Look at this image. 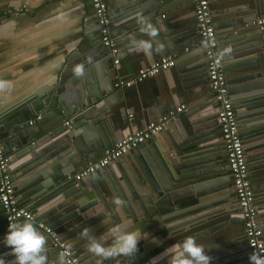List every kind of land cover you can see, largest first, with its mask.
Instances as JSON below:
<instances>
[{"label": "water", "instance_id": "1", "mask_svg": "<svg viewBox=\"0 0 264 264\" xmlns=\"http://www.w3.org/2000/svg\"><path fill=\"white\" fill-rule=\"evenodd\" d=\"M215 2L226 4L210 12L221 17L213 26L264 243V79L260 77L264 29L252 25L257 16H264V0H213L209 4ZM165 3L122 0L110 9L114 14V20L109 16L110 26L121 25L128 35L126 31L137 24L136 17H153ZM94 25L96 31L87 37L88 45L67 55L53 84L0 110V139L15 200L34 213L31 222L47 236V264H60V255L39 224L62 228L59 238L67 248L81 253V263L96 264L98 258L87 252V241L79 233L88 227L93 235L106 239L116 223L136 228L148 238L141 239L135 257L108 259L104 264H168V257L162 255L165 249L187 236H195L206 246L210 264H250L245 238L239 233L242 218L216 119L218 102L202 88L181 116L175 115L128 151L132 163L119 157L100 169V177L94 172L73 180L72 175L87 161L112 147L113 131L105 116L119 112L110 101L114 95L108 96L106 82L112 58L101 44L95 21ZM168 28L177 55L202 45L196 27L186 28L181 19ZM113 31L110 36L118 28ZM201 47L178 61L182 73L196 80L192 86L207 82ZM225 48L231 53L222 56ZM89 57L92 64L87 63ZM82 62L86 77H73L71 67ZM59 118L67 124H59ZM115 197L125 205L115 208ZM8 226L0 207V258L14 264L5 241Z\"/></svg>", "mask_w": 264, "mask_h": 264}, {"label": "crops", "instance_id": "2", "mask_svg": "<svg viewBox=\"0 0 264 264\" xmlns=\"http://www.w3.org/2000/svg\"><path fill=\"white\" fill-rule=\"evenodd\" d=\"M104 1L108 7V15L114 20L110 9L122 0ZM211 1L213 0H209ZM165 2L156 9V14L149 18L165 33L160 34V39L165 43V50L152 57L126 51L130 36L145 38L139 31L138 24L126 31L130 32L128 35L124 34L121 25L110 26V35L115 32L113 29L118 28V33L111 38L118 48L119 59L116 66L110 67L109 77L106 78L111 92L108 96L114 95L110 101L115 103L114 107L119 110L105 116L113 131V144L124 133L168 115L178 104H192V96L199 93L201 88L208 92L207 82L192 86L196 80L190 75H184L178 64L179 60L194 50H202V45L196 44L192 51L185 50V54L177 55L174 52L175 44L167 36L168 25L176 19H181L186 28H195L192 4L190 0ZM224 6V2L209 4L210 10ZM211 15L213 23L221 18ZM94 21L89 0H0V79H7L11 84L9 90L0 93V110L38 88L53 84L67 55L73 50L81 49L83 45H88L87 37L96 31ZM164 56L174 57V65L129 87H113L114 75L130 77L140 67ZM182 113L177 115L181 116ZM128 114L131 116L128 117ZM64 122V118H59V124ZM120 157L132 163L129 152ZM96 172L99 177L102 175L100 170ZM240 229L242 230V226ZM54 230L59 233L62 228ZM77 254L80 256L81 253Z\"/></svg>", "mask_w": 264, "mask_h": 264}, {"label": "built area", "instance_id": "3", "mask_svg": "<svg viewBox=\"0 0 264 264\" xmlns=\"http://www.w3.org/2000/svg\"><path fill=\"white\" fill-rule=\"evenodd\" d=\"M93 17L98 26V33L101 44L107 48L112 58V66H116L118 59V48L110 36V19L107 5L104 0H89ZM192 12L195 20L197 33L202 40L206 63L208 96L218 102L216 119L219 124L221 142L228 164V170L232 178V185L237 207L242 218V233L248 253L259 252L264 254V243L261 239V229L256 219V204L254 202L253 188L249 183L247 164L242 139L238 133L237 121L233 104L228 95V85L219 56V49L213 26L212 15L209 7V0H190ZM258 29H264V16L256 17L252 21ZM175 63L174 57L164 56L152 63L140 67L130 77L122 78L114 75L113 87H129L136 82H140L148 76L156 74L158 71L166 70ZM264 79V70L260 73ZM190 104H178L168 115H163L156 121H150L145 126L134 131L126 132L119 137L112 147L104 149L102 154L87 163L72 175L73 180L92 174L105 167L111 161L119 158L131 148L136 147L151 135L160 131L164 124L175 115L186 110ZM131 114H128L130 117ZM38 118V115L36 116ZM30 120L28 123L30 124ZM64 124H67L65 121ZM70 178V176L68 177ZM0 207L5 215L8 225L13 224L16 219H32V213L19 206L15 200L13 192V181L8 170V159L4 153L0 139ZM39 226L49 236L51 245L57 249L59 255H65V264H82L79 255L66 247L59 238V233L50 226Z\"/></svg>", "mask_w": 264, "mask_h": 264}, {"label": "clouds", "instance_id": "4", "mask_svg": "<svg viewBox=\"0 0 264 264\" xmlns=\"http://www.w3.org/2000/svg\"><path fill=\"white\" fill-rule=\"evenodd\" d=\"M136 22L145 38L137 39L135 36H130L126 46L127 53H143L146 57H152L154 54L163 52L165 43L160 39L161 29L144 15L136 17ZM230 53L231 49L225 48L221 55ZM87 63H93L91 57L87 59ZM70 71L73 77L84 79L87 68L82 62L73 65ZM10 88L11 84L7 79H0V93ZM113 204L118 209L125 205V201L120 197H115ZM130 228L131 226L122 227L116 223L109 229L105 239L103 235L101 237L93 235V232L85 227L80 231L79 236L86 239L87 252L98 258L96 264H104V261L108 259L119 257L131 259L139 252L138 246L141 239L148 237L142 236L136 228H131V230ZM5 241L15 257L14 264H47L48 238L30 219L10 224ZM205 247L197 242L195 236H187L179 243L165 249L162 255L168 257V264H210L212 257L205 252ZM59 261L60 264H65L64 254L60 255ZM249 261L250 264H264V254L252 252L249 255ZM0 264H6V261L0 258Z\"/></svg>", "mask_w": 264, "mask_h": 264}, {"label": "flooded vegetation", "instance_id": "5", "mask_svg": "<svg viewBox=\"0 0 264 264\" xmlns=\"http://www.w3.org/2000/svg\"><path fill=\"white\" fill-rule=\"evenodd\" d=\"M239 233H240L242 236H244L243 233H242V230H241V229L239 230Z\"/></svg>", "mask_w": 264, "mask_h": 264}]
</instances>
